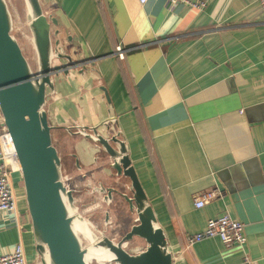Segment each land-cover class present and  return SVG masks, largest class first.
Masks as SVG:
<instances>
[{"label":"crops","instance_id":"1","mask_svg":"<svg viewBox=\"0 0 264 264\" xmlns=\"http://www.w3.org/2000/svg\"><path fill=\"white\" fill-rule=\"evenodd\" d=\"M41 3L58 15L62 36H72L74 57L95 58L97 70L60 73L55 91L71 95L70 114L81 111L92 125L116 116L113 128L126 143L173 264H241L244 255L264 264V22L257 0H210L201 11L170 7L168 0ZM62 130L53 132L54 141ZM10 180L16 207L0 211V254L21 243L27 264H40L20 172ZM119 180L129 195L128 180ZM214 188L222 194L194 206ZM223 213L244 224L243 252L225 249L218 237L186 244L187 234Z\"/></svg>","mask_w":264,"mask_h":264},{"label":"water","instance_id":"2","mask_svg":"<svg viewBox=\"0 0 264 264\" xmlns=\"http://www.w3.org/2000/svg\"><path fill=\"white\" fill-rule=\"evenodd\" d=\"M27 28L34 44V70L15 38L13 21L6 0H0V111L19 163L26 208L30 217L35 250L40 264H88L86 247L72 227L73 217L88 223L93 245L105 247L115 264H173L164 231L158 225L152 206L144 192L121 132L116 116L110 115L95 125L80 124L77 134L96 143L104 152L110 173L108 185L98 182V191L109 205L113 198L127 204L136 218L118 239L96 233L89 221L77 210L74 191L62 178L61 156L53 143L52 131L68 126L51 124L46 103L55 93L54 77H66L70 70L78 73L94 70L95 58H75L72 36H62V27L55 12L46 11L41 0H25ZM57 61V64H54ZM97 79L100 74L97 72ZM98 88L107 105L111 104L105 86ZM83 125V126H82ZM114 125V126H113ZM90 129L92 135L79 132ZM100 130V131H99ZM111 130H114L113 132ZM99 131V132H98ZM80 170L79 157L70 154ZM129 182V195L120 190L119 178ZM89 186V184H88ZM115 196V197H114ZM68 207L71 213L68 211ZM105 221L109 215L105 212ZM93 229V230H92ZM136 240L143 245H135Z\"/></svg>","mask_w":264,"mask_h":264},{"label":"rangeland","instance_id":"3","mask_svg":"<svg viewBox=\"0 0 264 264\" xmlns=\"http://www.w3.org/2000/svg\"><path fill=\"white\" fill-rule=\"evenodd\" d=\"M6 2L11 12L14 25L12 33L20 44L27 61L32 68L36 70V54L34 48L30 47L27 44V39L24 38L30 36L26 24L27 11L25 0H6ZM44 9L46 11H51L47 7H44ZM24 25L26 28L23 29V33L19 32L17 26L22 28ZM54 64H57V61ZM72 75L74 76L73 73ZM70 98H72V96L66 92L60 95L57 91H55L52 96L48 97L46 109L50 113H48L50 123L54 125L68 126L71 130H77L79 128L77 126L80 124H86L88 126L92 125L81 111L78 112L77 110L75 115L70 114L68 111L72 109V105L69 103L72 100ZM62 131L61 133L63 137L62 135L60 137V134L57 132L59 135V138L57 137L58 142L53 140V143L57 147L61 156L62 178L66 187L74 191L78 212L89 221L92 228L97 231L96 233L100 232L109 238L118 239L126 231L127 225H129L130 222H133L134 216L128 213L127 206L125 207V203L122 202V200L119 201L118 199H115L108 205L106 201H103L102 194H99L98 191L95 190L91 191L94 187L98 188V182L108 185V165L106 163V155L96 146L95 142L90 141L79 134H69L66 130ZM64 136L68 138V144L64 139ZM70 154H79L80 164L82 165L80 170L75 167L74 159ZM118 202L121 205V209L116 207ZM116 210L118 211L117 213H119L118 216ZM105 212L109 215V221H105ZM113 213L114 216L111 218L110 214ZM79 237L84 247L90 245L85 238L82 236ZM90 264L115 263L112 261L96 262V260H91Z\"/></svg>","mask_w":264,"mask_h":264},{"label":"built area","instance_id":"4","mask_svg":"<svg viewBox=\"0 0 264 264\" xmlns=\"http://www.w3.org/2000/svg\"><path fill=\"white\" fill-rule=\"evenodd\" d=\"M144 4L147 0H138ZM210 0H168L170 7L184 5L195 10H204ZM262 20L264 22V0H257ZM116 53L122 57L123 49L117 47ZM16 153L11 136L3 123L0 111V211L11 212L15 210V196L10 180V173L19 171L15 165ZM222 192L214 188L196 198L194 206L202 207L208 200L220 196ZM218 237L225 249L238 248L244 251L246 238L244 235V224L241 221L232 219L229 214L210 218L202 231L187 234L185 242L188 246L198 243L204 239ZM0 264H27L24 249L21 243L15 244L14 248L4 254H0ZM241 264H250L247 256H243Z\"/></svg>","mask_w":264,"mask_h":264},{"label":"bare ground","instance_id":"5","mask_svg":"<svg viewBox=\"0 0 264 264\" xmlns=\"http://www.w3.org/2000/svg\"><path fill=\"white\" fill-rule=\"evenodd\" d=\"M27 11H28V14H29V7H27ZM24 28H26L25 27V25L22 27V28H19L18 26H17V30L19 31V32H21V33H23V29ZM13 30H14V25H13ZM24 38H26L27 40V44L30 46V47H33L34 48V44H33V42H32V40H31V37H24ZM34 51H35V49H34ZM36 69H37V66H36ZM72 73V72H71ZM71 73H70V75H71ZM69 75V76H70ZM83 126V125H82ZM80 129H82V128H80ZM56 130H58V129H55L54 131H52V137H53V132H55ZM74 131V132H73ZM100 131V130H99ZM98 131V132H99ZM112 132L114 131V130H111ZM77 132V130H69L68 131V133L69 134H77L76 133ZM79 132H86L87 134H90V135H92L93 136V134H92V131L90 130V129H87V130H84V129H82L81 131H79ZM84 134V133H83ZM83 134H79L80 136H82V137H84V135ZM76 156H78V155H76ZM15 162V165H16V167H19V163H18V160H15L14 161ZM81 207V206H80ZM68 211L71 213V210H70V208L68 207ZM87 211V210H86ZM85 211V212H86ZM84 212V213H85ZM83 213V212H82ZM72 227H73V230H74V232H75V234L79 237V236H82L83 238H85L88 242H89V244L90 245H88L85 249H86V255H85V259H86V261L88 262V264H90V262H91V260H96V262H105V261H110V260H112L113 259V255H112V253H110L109 251H108V249L107 248H105V247H96V246H94L93 245V238H92V232H91V230L89 229V225H88V223H86L85 224V221H83V220H80V219H78L77 217H73V222H72Z\"/></svg>","mask_w":264,"mask_h":264}]
</instances>
